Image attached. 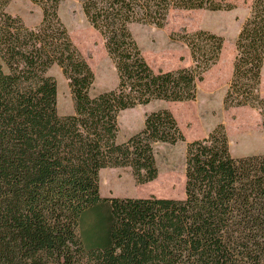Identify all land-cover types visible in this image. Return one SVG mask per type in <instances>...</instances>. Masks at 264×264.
<instances>
[{
	"label": "trees",
	"instance_id": "1",
	"mask_svg": "<svg viewBox=\"0 0 264 264\" xmlns=\"http://www.w3.org/2000/svg\"><path fill=\"white\" fill-rule=\"evenodd\" d=\"M29 1L42 13L34 28L7 13L11 0H0V264H264V154L232 157L222 125L186 144L184 199L99 193L104 169L127 168L138 184L156 179V147L184 142L175 118L151 112L118 143V117L156 101H194L224 43L209 31H183L174 37L189 49L190 67L155 72L130 26L162 28L171 10L233 7L78 0L117 76L114 89L92 96L94 74L58 16L62 0ZM234 46L223 106L258 110L264 130V0H253ZM53 66L68 83L70 115L57 113L56 82L47 75Z\"/></svg>",
	"mask_w": 264,
	"mask_h": 264
},
{
	"label": "rangeland",
	"instance_id": "2",
	"mask_svg": "<svg viewBox=\"0 0 264 264\" xmlns=\"http://www.w3.org/2000/svg\"><path fill=\"white\" fill-rule=\"evenodd\" d=\"M214 1L222 5H231L233 9L216 12L171 10L162 28L141 24L130 26L143 59L155 72L190 67L189 49L174 37L183 31L188 34L199 30L209 31L221 36L224 43L219 60L197 84L194 101L185 103L156 101L147 106L124 111L119 115L118 143L125 142L131 135L139 132L143 128L145 116L160 109H166L173 115L184 136V142L174 146L156 147L158 174L151 182L138 184L127 168L101 170L99 173L101 197L184 199L186 144L206 138L220 125L225 130L232 157L264 154V130L259 111L249 107L225 109L223 106L236 54L234 44L242 24L250 14L253 0ZM6 11L20 18L28 28L37 27L42 19L40 8L29 0H11ZM58 16L72 43L94 74L90 95L114 89L117 86L116 71L106 54L102 38L84 17L79 1L62 0L58 8ZM47 75L56 82L57 113L61 116L72 114L73 102L68 83L61 70L53 66ZM259 90L264 98V64ZM92 217L89 215L84 220V230H90L94 221Z\"/></svg>",
	"mask_w": 264,
	"mask_h": 264
}]
</instances>
